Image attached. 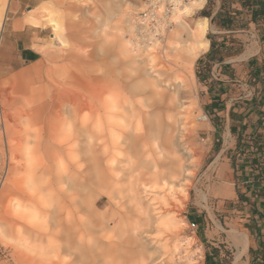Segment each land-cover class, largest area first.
<instances>
[{"label": "rangeland", "instance_id": "374dc122", "mask_svg": "<svg viewBox=\"0 0 264 264\" xmlns=\"http://www.w3.org/2000/svg\"><path fill=\"white\" fill-rule=\"evenodd\" d=\"M48 1L0 0L1 22L6 11L4 25L16 7L23 17L17 25L29 24L40 30V37L34 36L33 47L41 55L38 61L26 66L0 62V264H62L57 250L49 253L44 248V217L49 208L48 170H53L51 204L55 208L61 187L57 162L51 157L59 158L71 144L67 133L61 130V109L67 104L64 99L71 93L88 97L97 88V79L104 83L103 78L109 74L119 78L128 73L126 58L119 53L120 40L131 36L124 19L131 18L134 24L135 16L146 8L145 0H58L60 14L53 18L58 16L56 20L70 36L63 33L66 42L52 46L51 28L44 26L41 17L47 15ZM216 5V0H205L203 9H195L191 18L184 19L194 26L201 17H207L210 29L206 38L221 35V51L231 47L236 53L255 51L254 35L243 33L249 47H244L242 41L231 46L226 34L217 32L212 21ZM241 17L240 21H244ZM169 33L149 51L154 54L153 69L162 73L161 79L177 71L187 81L176 84L171 80L167 89L174 93L172 121L177 126L176 120L180 119L191 157L180 150L189 172L185 179L177 178L181 183L174 179V184L168 185L171 189L165 185L143 195L150 217L167 213L174 221L169 227L143 234L147 247L155 253L154 260L147 264H233L242 249L241 234L247 238V248L236 264H264V69L255 66L258 70L246 81L254 87L244 99L252 106L246 119L252 129L246 133L241 128L234 140L226 138L224 143L221 138L210 141L205 134L209 120L200 121L198 116L206 111V96L209 89L215 90L217 80L204 77L200 61L205 53L184 70L179 69V55L165 46ZM148 52L141 58H146ZM236 58L240 59L239 55ZM144 60L142 63L146 64ZM86 115L87 110L78 120L87 118ZM221 132L220 129L215 134L220 136ZM143 142L151 157H156L152 151L156 144L151 139ZM47 164L52 165L48 170ZM105 202L106 198H102Z\"/></svg>", "mask_w": 264, "mask_h": 264}, {"label": "bare ground", "instance_id": "6f19581e", "mask_svg": "<svg viewBox=\"0 0 264 264\" xmlns=\"http://www.w3.org/2000/svg\"><path fill=\"white\" fill-rule=\"evenodd\" d=\"M184 1L173 0L170 16L163 5H158L155 13L148 16L157 19V24L160 19L164 22L155 32L147 27L144 18L135 16L133 24V19L126 17L125 29L131 36L120 40L119 53L126 58L128 73L119 78L109 74L103 78L104 83L97 79L94 83L97 88L88 97L71 93L64 99L67 104L61 109L64 116L61 130L67 133L71 144L59 158L51 157L57 162V181L61 186L57 208L51 204L53 170L48 169L52 165H46L49 208L44 217L47 226L44 248L49 253L57 250L62 264L150 263L155 253L147 247L143 234L174 224L167 213L150 217L149 205L146 208L142 199L144 193L156 187L170 186L176 180L181 183L177 178L183 180L189 173L180 150L188 152L189 157L191 152L180 119L176 120L177 126V122L172 121L175 118L170 114L175 108L174 93L167 89L171 80L183 84L185 77H180L176 71L161 79L162 73L153 69L155 59L149 51L170 32L165 46L177 52L182 61L181 67H177L184 70L207 49V18L201 17L194 26L184 19L191 18L195 9H201L205 0ZM60 7V1L49 0L47 15L41 16L43 25L51 28L52 46L63 45L66 40H63L65 27L56 20L58 16L53 18L54 14H60ZM5 18L6 11L0 21V34ZM167 22L173 27L165 31L163 27ZM66 35L70 36L67 32ZM146 52L149 58L144 57V60L141 55ZM142 59L147 63H142ZM85 110L88 120L79 121V115ZM198 120L208 121L207 113L203 111ZM147 139L156 144L152 148L156 157L147 152L146 142H143ZM169 186L167 188L171 189ZM102 198H106L105 203ZM239 237L242 249L233 264L247 248V238L243 234Z\"/></svg>", "mask_w": 264, "mask_h": 264}, {"label": "crops", "instance_id": "0c3cea01", "mask_svg": "<svg viewBox=\"0 0 264 264\" xmlns=\"http://www.w3.org/2000/svg\"><path fill=\"white\" fill-rule=\"evenodd\" d=\"M216 1L217 7L212 18L220 11L218 14L221 18L229 16L232 21L230 26L225 27L214 22L215 27L219 30L217 32L226 34L227 43L231 46L240 45L239 43L242 41L244 47L246 45L249 47L250 44H245L243 38V33H245L246 36L249 34L254 35V41L257 44L255 51L251 52L242 50L236 53L235 48L232 47L221 51L218 48V41L223 37L214 34L213 39L208 40L207 49L203 52L206 55L204 60L200 61V65L204 77L208 80L215 77L217 80L213 86L215 90L211 92V89H209L206 96L207 103L204 108L205 113L209 112L210 119L208 125L205 126L207 130L205 134L210 141L221 138L224 143L226 138L229 141L234 140L236 138L235 134L238 135L241 128L245 129L246 133L252 129V126L246 120L252 106L244 99L247 93L254 88L246 81L258 70L255 66H261L264 69V0ZM239 16H242L241 18L245 20L240 21ZM22 18L21 15H18V9L15 7V10L11 12L9 22L4 25L5 27L1 33V64L26 66L40 59L39 50L33 47L35 43L34 36L40 37V30L29 24L17 25ZM239 23H245L246 29L239 28ZM36 43L40 45L39 42L36 41ZM238 55L240 59L236 58ZM229 82L233 84L230 85ZM220 129L222 132L218 136L215 133Z\"/></svg>", "mask_w": 264, "mask_h": 264}, {"label": "built area", "instance_id": "2783aa9c", "mask_svg": "<svg viewBox=\"0 0 264 264\" xmlns=\"http://www.w3.org/2000/svg\"><path fill=\"white\" fill-rule=\"evenodd\" d=\"M145 5H146L145 6L146 9H144L143 11H140V13L137 14V16L139 18H144L145 22L147 24V27H150V30L154 31V32L156 30H158V29H161L158 25H160L162 23L164 24V22H162L161 19H160L159 23L157 24V22H156L157 19L148 18V16L153 14V13H155L156 9H158V5H163L164 6V8L166 10V13H167V16H170L172 14V10L174 8L173 0H145ZM146 14H147V16H146ZM169 27H170V24H168V22H167L166 26L163 27V28L166 31ZM146 34H147V32H144V35H146ZM204 115H206V114H204ZM204 115L202 117L203 119L206 118V116L204 117ZM192 225H194V224H192Z\"/></svg>", "mask_w": 264, "mask_h": 264}, {"label": "trees", "instance_id": "16d2710c", "mask_svg": "<svg viewBox=\"0 0 264 264\" xmlns=\"http://www.w3.org/2000/svg\"><path fill=\"white\" fill-rule=\"evenodd\" d=\"M218 13H220V11H218ZM218 13L216 14V16H214V18H212V21L215 22L217 20V21H219L218 24L221 25V26H224V27L225 26H230V24L232 23L230 17L226 16V17L221 18ZM203 17H205V16H203Z\"/></svg>", "mask_w": 264, "mask_h": 264}]
</instances>
